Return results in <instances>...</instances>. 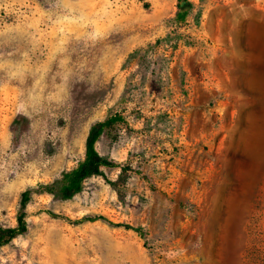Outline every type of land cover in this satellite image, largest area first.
<instances>
[{"label":"rangeland","instance_id":"obj_1","mask_svg":"<svg viewBox=\"0 0 264 264\" xmlns=\"http://www.w3.org/2000/svg\"><path fill=\"white\" fill-rule=\"evenodd\" d=\"M110 118L0 264H264V0H0V225Z\"/></svg>","mask_w":264,"mask_h":264},{"label":"trees","instance_id":"obj_2","mask_svg":"<svg viewBox=\"0 0 264 264\" xmlns=\"http://www.w3.org/2000/svg\"><path fill=\"white\" fill-rule=\"evenodd\" d=\"M183 3L184 1L179 5V12L177 13L178 22H186L188 18L189 13L183 9ZM137 53L138 50L136 51V54ZM113 121V118H110L91 127L86 138L85 159L79 164L77 168L66 173L63 176V179L54 184L40 186L36 190L29 189L22 194L21 210L17 216L16 227H5L0 225V249L9 245L16 238L27 233L28 224L26 208L28 203L31 201L33 194L46 193L60 197L64 200L72 199L78 192L81 191L82 185L86 180L94 176L102 175L103 168H111L114 166L111 161L101 156L96 149V143L101 138L106 129L112 125ZM51 215L56 218L68 220V218L65 216L54 214ZM100 219L104 218L86 217L75 221V223L83 224L87 221L94 222ZM123 226L127 229H133L137 232L139 231L129 225Z\"/></svg>","mask_w":264,"mask_h":264}]
</instances>
